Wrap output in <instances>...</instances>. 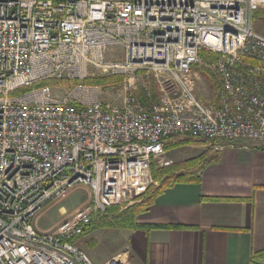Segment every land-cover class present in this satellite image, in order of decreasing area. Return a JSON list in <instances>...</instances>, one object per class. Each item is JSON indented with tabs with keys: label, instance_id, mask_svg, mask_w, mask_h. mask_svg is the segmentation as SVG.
<instances>
[{
	"label": "built area",
	"instance_id": "2783aa9c",
	"mask_svg": "<svg viewBox=\"0 0 264 264\" xmlns=\"http://www.w3.org/2000/svg\"><path fill=\"white\" fill-rule=\"evenodd\" d=\"M263 7L0 0V264H94L74 239L108 207L126 209L158 185L152 165H169L167 137L264 141V34L253 26ZM113 47L123 55L108 59ZM93 70L123 76L120 107L83 83ZM205 75L217 105L197 92ZM62 79L80 83L43 84ZM78 185L87 202L39 228L46 205ZM103 264L132 263L125 252Z\"/></svg>",
	"mask_w": 264,
	"mask_h": 264
},
{
	"label": "crops",
	"instance_id": "0c3cea01",
	"mask_svg": "<svg viewBox=\"0 0 264 264\" xmlns=\"http://www.w3.org/2000/svg\"><path fill=\"white\" fill-rule=\"evenodd\" d=\"M173 141L164 139L173 165L200 155L213 161L198 171V183H179L160 195L138 218L139 228L122 229L131 263L259 264L264 258V141L207 139L167 149ZM217 144L223 150H216Z\"/></svg>",
	"mask_w": 264,
	"mask_h": 264
},
{
	"label": "rangeland",
	"instance_id": "374dc122",
	"mask_svg": "<svg viewBox=\"0 0 264 264\" xmlns=\"http://www.w3.org/2000/svg\"><path fill=\"white\" fill-rule=\"evenodd\" d=\"M264 12V7L261 8ZM254 29L264 34V19H258L254 23ZM121 54L123 55V50L119 47L110 48L107 56L108 59H111L113 55ZM94 76L100 77H113L120 75H107L101 74L98 71L93 70L92 74ZM118 83H112L107 85H101L104 89V97L108 103L111 105L120 107L123 99V81ZM213 80L211 77L205 75L201 77V81L199 82L197 92L202 95L208 101H214L216 99L215 90L213 86ZM54 86V85H52ZM22 91H17L16 95L23 93ZM62 92V91H59ZM184 146V145H183ZM204 151V150H201ZM200 155L195 158L197 160V164H201L203 162L204 157ZM165 163H169V165L160 163H155L161 167H170V166H184L189 161H185L179 164L173 165V160L168 157L167 152L164 154ZM160 162V161H159ZM89 199V191L86 187L78 185L72 188L67 194L64 196L50 201L45 210L41 213L39 219L37 220L36 225L41 229H52L57 226L59 223L64 221L67 217H69L73 212H75L78 208L82 207L87 200ZM141 216V215H140ZM139 216V217H140ZM138 217V218H139ZM137 218V220H138ZM126 230L118 229V228H101L97 229L90 234H88L84 239L79 243L80 247L83 248L86 253L89 255L90 259L94 264H103L107 262L110 258L120 254L127 252V237L125 236Z\"/></svg>",
	"mask_w": 264,
	"mask_h": 264
},
{
	"label": "trees",
	"instance_id": "16d2710c",
	"mask_svg": "<svg viewBox=\"0 0 264 264\" xmlns=\"http://www.w3.org/2000/svg\"><path fill=\"white\" fill-rule=\"evenodd\" d=\"M258 19H264V12L259 9L255 12L253 17V22L255 23ZM200 56L207 60H214V56L207 52H201ZM122 81L121 76H113V77H100L91 75L85 80L83 83L86 85H107L112 83H118ZM79 80H49L44 82L45 85H65L71 86L79 84ZM213 103L217 105L216 99H214ZM181 137L183 139H181ZM167 138H173L174 141L170 145L169 148L179 147L187 144H198L204 142L208 138L202 137L201 135L188 133L185 135H173ZM165 138V139H167ZM208 143V141H205ZM237 143V142H233ZM203 158V157H202ZM205 158V157H204ZM213 159H203L201 164H197V160H189L186 165L182 166H170V167H161L155 163L152 165V175L154 181L158 184L157 186H151L146 193L142 196L139 202H136L133 205L128 206L126 209L121 210L119 206H110L106 209L104 213H101L97 217H95L91 224L86 228L84 233L74 239V242L80 243L84 237H86L91 232L101 229V228H118V229H129L134 230L139 228L140 225L137 223V218L144 214L149 207H151L156 199L162 195L167 189L174 187L179 183H198L199 177L197 175L198 171L203 170ZM195 168V169H194ZM152 226V225H151ZM158 227V226H154ZM260 257H264V252L260 255Z\"/></svg>",
	"mask_w": 264,
	"mask_h": 264
}]
</instances>
